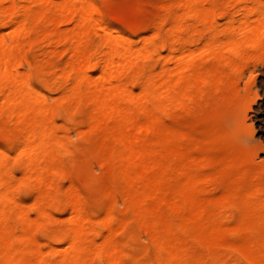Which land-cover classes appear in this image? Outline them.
Here are the masks:
<instances>
[{"label":"rangeland","instance_id":"374dc122","mask_svg":"<svg viewBox=\"0 0 264 264\" xmlns=\"http://www.w3.org/2000/svg\"><path fill=\"white\" fill-rule=\"evenodd\" d=\"M9 1L0 0V36L14 31L18 21L24 17L22 16V5L31 4L24 0H11V3ZM51 1L53 3L50 2L47 8L46 5L39 2H33L30 8L31 15H33H30L22 25V35L19 36V44L23 49V51L19 50L20 54L22 52L21 56L29 64L21 59L18 70L26 73L25 76L30 84L46 95L47 107L54 108V100H60L62 95L63 98L70 96L69 99L73 100L70 104V116L78 125L80 124L79 130L82 132L78 135V131L72 127L62 113H54L52 118L54 135L64 139L65 146L53 161L54 167L59 172L50 174L51 177L48 179L50 186L49 184L44 185L45 187H41L39 192L34 187L35 181L24 176L23 161L16 155L14 145L16 139L22 135V124L14 125L10 117L0 114V146H2L0 150L7 154L4 168L10 178V195L13 200L15 199L21 204V206L18 204V208L11 204L5 227L10 238L13 239L23 233L22 225L28 227L29 237H33L30 243L36 241L33 243L36 250L32 251L33 254L25 250L23 254L25 259L28 258L27 262L30 260V264H54L57 258L48 255V245L52 243L48 237L66 230L69 222L67 218L70 217L68 216V200L75 197L66 195H74L73 193L76 191L75 195H78L75 198L83 208L86 207L84 209L87 218L91 217L90 219L97 222L108 211L113 212L112 227L113 231L116 230L114 231L113 244L114 247L122 248L125 252L120 258L122 264H158L164 256V250L152 243L153 240L149 237L150 233L143 231L142 220L159 218L160 221L156 224L153 233L158 238L164 236L166 229L175 228L177 224L182 223L181 216L188 214L190 210L183 206L180 211L175 212L180 214V218L176 217L172 211V202L175 197L171 187L173 180L183 182L185 175L197 177L200 184L196 186L198 193H195L194 196L198 205L203 203L204 199H208L210 213L216 210V202L220 200V194H222L227 180L239 182L244 189H257L260 192L259 203H264V101L258 99L261 92L264 91V0H193V2L190 0H86L90 4V8H95L98 11V16L96 12H93V15L102 19L111 29L113 35L125 37L127 44L132 48L144 46L149 49L151 58L144 60L141 57H134L131 60L130 67L132 68L119 69L120 82L135 94L140 92L146 79H154V75L157 76L162 69V62L168 61L169 63L166 62L167 64H163V67L169 66L168 68L174 69L176 60L182 61L183 64V60L179 56L189 54L190 51L197 55L194 57L195 59L203 58L202 52L206 55L213 52L218 55V57H211L208 63L213 64L216 77L221 81L218 85L221 87L220 92L216 93L214 90L218 84L213 80L215 77L209 79L215 83L208 82L205 93L197 92L196 87L199 85L188 92L191 95H186L185 92L186 94L180 97L176 108H174V104H169L166 107L167 110L157 111L152 107V103L146 104L147 110L152 111L151 113L155 117L147 114L149 112H146V107L143 108V114L140 112L143 111L141 108L139 111L133 109L132 116L140 122L147 123L145 115H148V119L151 118L148 123L151 128L160 127L157 136L162 138L161 142L163 141V148L159 153L150 154L144 159L148 168L144 172V177L139 180L137 178L133 183V187L127 186L124 181V173L121 172L124 169L130 171L129 167L124 168L120 164L117 154L115 155V152L120 149L121 143L113 136L112 138L108 137L103 125L99 129L89 128L92 115L94 117L91 105L84 98L76 103L75 98L71 96L70 87L76 77V66L73 64L75 44L72 29L78 21L80 22L79 14L70 12L66 14L67 16L65 15L66 19L61 18L60 23H51V18L54 16L53 9L61 2L60 0ZM196 1H199L200 4ZM75 4L78 3L75 2ZM194 7L195 9L192 10ZM7 9L12 10L13 13ZM38 11L39 15L36 14ZM91 25H93L92 22L84 24L83 38H86V43H84L86 47L84 48L86 54L88 53L86 55L88 59L85 57L87 59L85 60L86 68L84 67L85 70L82 74H86L84 77L88 76V79L97 80L108 48L102 42L101 37L104 33L94 29L97 33L93 34ZM239 33L242 35L239 36ZM207 41L217 42V46L214 43L216 48L208 46V49L209 42ZM6 43H9L7 38ZM205 44L206 48L203 49ZM170 56L173 58L176 56V59H171ZM116 62V57L110 61L111 64H116ZM34 64L36 67L33 66ZM159 68L161 69L159 70ZM164 78L168 79V76H164ZM85 79L87 80V78ZM213 83L216 85H212ZM52 99L54 100L52 101ZM155 118L160 123L151 122ZM107 119L105 118L104 121ZM127 125L130 126L129 123L119 122L118 128L124 129V127L127 128ZM173 129L184 136L175 144L169 140ZM113 133L115 135V131ZM161 136H165V138L163 139ZM154 141L152 133L147 134L144 138L146 148L148 146L150 148L148 150L151 151L154 147ZM204 144L212 148L210 154L213 158L220 160V175L215 174L216 168L214 167L197 168L199 150ZM186 147L189 148L191 157L187 155L181 157L179 164L171 172L169 164L173 154L170 150L183 151ZM102 162H106L104 167H100ZM226 166H228L229 174L223 175L221 170ZM164 169L165 175L158 177ZM155 176L157 178H154ZM59 180L62 182L60 183ZM146 182L153 183L154 186H161V189L157 188V193L152 191L154 192L152 194L156 193L154 196L143 198L141 201L142 206L148 205L151 210L141 209L135 214L134 209L127 207L125 197L130 193L129 191L134 195H139L140 186ZM182 188L183 195L187 197H190L195 191V189L190 190L187 187ZM159 194L163 195L164 200L160 201L158 197H155ZM40 198L46 204V212L48 213L50 210L48 214L51 213V216H37L35 208L30 205L31 201H37ZM221 202L222 199L220 204ZM220 208V215L230 233L222 247H220V231L211 233L207 229H203L201 234L203 241L212 239L219 241L218 244L209 248L205 244H201V241L194 238L189 232L174 233V243L182 253L184 252L182 258L184 264H198V262H200L199 264H252L250 256L248 257L245 253L240 254L237 250L238 244L242 241L245 242V244L243 242L244 245L248 242L247 247H251L254 241L253 237L244 240L242 236V232L248 230V225L240 223L242 217L238 206L232 204L228 199ZM18 209L25 211L26 215L28 214V224L20 221L18 216L15 217ZM261 214L260 217L258 216L259 218L264 215V208H262ZM94 224L96 223L94 222ZM258 224L260 222H252L250 225L255 234L264 231V222L261 225ZM40 226L44 227V231ZM91 226L90 222L85 223L86 228ZM260 227L263 229L261 230ZM98 241H100L99 238L95 239L94 243ZM52 245L59 246L58 244ZM87 245L88 249L83 255L89 264H104V259L100 255L90 251L94 248L92 243ZM259 245L264 251V238L259 240ZM37 249L41 253H38ZM239 250L242 251V248ZM43 251L44 253H42ZM262 261L264 262V257Z\"/></svg>","mask_w":264,"mask_h":264},{"label":"bare ground","instance_id":"6f19581e","mask_svg":"<svg viewBox=\"0 0 264 264\" xmlns=\"http://www.w3.org/2000/svg\"><path fill=\"white\" fill-rule=\"evenodd\" d=\"M60 1L61 2L58 3V5L53 9L54 16L53 18H51L53 21L49 18L51 20V23H60L61 18L62 19L63 17L65 18V15L70 12H74V13L77 12V15L79 14L78 16L80 17V19L78 18L80 22L78 21L77 23L76 20L77 24L74 25V28L72 29V34L74 35L73 39L75 44V48L73 52V57H74L73 64L76 66L75 69L76 77L72 83V86L70 87L72 92L71 96L72 98H75L76 103L80 102L82 98H84L86 102L89 105H91L92 111L94 113V117L90 112V114L92 115L91 118L92 120L88 125L89 128L99 129L103 125L106 128L107 136L110 138H112L113 136L117 141L121 143V147L120 149L117 150V152H115V155L117 154V158H119L120 164L123 165L124 168L129 167L128 169L130 171H126L124 169L121 170V172L123 171L124 173V179H125L124 181H126L127 186L129 185L130 187H133L134 186L133 183L137 180V178L138 180L143 178L144 172L148 168V164L145 162L144 159L150 154L159 153L163 148L162 146L163 141L162 142L160 141L162 138L157 136L160 127L156 126L155 128L152 129L150 124H148L149 120L151 119V118L148 119L149 116L151 115L154 116V114L151 113L152 111L150 112L149 110H147L148 108L146 107V104L152 103L153 106L152 105L151 106L154 107L155 110L163 111L164 109L167 110L166 107L169 104L172 105L174 104V108H176V106L179 104L178 102L180 97H183V95H185L186 93H187L186 95H191V93L189 94L188 92L192 91L191 89L193 87H196L197 85H199L196 87L197 92L199 91L202 94L205 93L204 91L206 86L208 85V82L210 81L211 83L214 82L209 79L216 77V72L214 71L213 64L208 63V61L210 60L211 57H218V55L214 54V52L211 54L208 53V55L203 54L202 52L201 55H203L204 57L195 59L194 57H197V55L192 54L191 52L193 51H190L188 52L189 54H186L182 57L179 56L180 58H182L183 64L182 61L176 60L177 63H175L176 67L174 69H172L171 67L168 68L169 67L168 65H167L168 67H163V64L165 65V63L168 61H166L165 63L162 62L161 64L162 69L159 68V70L161 69V71H159L158 74L156 71L157 76L154 75L155 76L154 79L153 78L146 79L141 86L140 92L138 94H135L133 91L129 90L124 84L120 82L121 74L119 72V69L123 67L124 68L126 67L128 69L132 68L130 67L132 63L131 60L134 57H141L144 60L147 58L148 60V58H151L149 49L145 48L144 46L141 47L139 46V48H132L127 44L126 40L124 39L125 37L123 38L122 36L117 34L113 35V32L111 31V29L108 28L105 22L102 19L95 17L93 15V12L97 13L98 11L95 8L94 9H92V7L90 8V4H88L86 0L85 1L60 0ZM190 1L193 2V0ZM24 2L26 3L29 2L31 4L30 5L28 4L29 6L27 4L22 5L23 8L22 16H24L22 20L18 21L17 27L14 29V31L11 32L12 34L10 32L9 33L7 32L8 34L6 35L4 34L5 33L4 32L3 33L4 35L0 36V114H5L8 117H10L12 124L14 125L19 123L22 124L21 125L22 135L16 139L14 145L17 154L16 153L14 154L18 155V157L23 161L24 176L30 180L35 181L34 187H36V189L40 192L41 187L49 184L48 182H50V180L48 181V179L51 177L49 175L59 172L57 171V168L54 167L53 161L57 156V154L65 146L64 139L62 140L61 137H56L54 135V127L52 125L53 124L52 118L54 116V113L56 112L57 113L60 112L59 114L62 113V115L72 125V127L78 131L77 132L78 135L81 134L82 131L79 130L80 124L78 125V123H76L70 116V104L71 101H73L72 99H69L70 96L66 97V95H64V97L66 98H63L62 95L60 100L52 99V101L54 100L55 107L49 108L46 106L45 103L46 95H44V93L40 92L39 90L35 89L30 84V82L27 80V77L25 76L26 73L23 72L24 73L23 74L22 72H20V70H18L19 61L23 59V56H21L22 52L20 54L19 51V50L23 51L22 47L19 44L20 43L19 36L21 37L22 35L21 34V32L23 31L22 25L28 20V17L31 15L30 8L33 2H39L41 4H44V6L46 5L47 8L48 4L52 1L24 0ZM75 2L78 4L76 5ZM197 2L200 4L199 1H196V3ZM10 8L14 11L13 9L14 6L13 8L12 7ZM194 9L195 7L192 10ZM12 10H8V11L13 13ZM39 13L40 12L38 11V13L36 14L39 15ZM88 22L93 23V25L90 26V27L93 26L92 28L93 31L95 29L96 31L99 32L102 31V33H104L103 36L101 37L103 40L102 42L108 48V51H106L104 56L106 57L104 60V64L101 67L97 80H92L91 78L88 79L89 78L88 76L84 77L86 74L85 75L82 74L86 68L85 60L88 59V57L86 56L88 55V53L86 54L84 48L86 47L84 44L86 43L85 42L86 38L85 39L83 38L84 24L87 25ZM250 27L252 26L250 25ZM240 29H242V27ZM180 30L178 31L180 32ZM94 33L96 34L97 32L94 31L93 34ZM241 35L242 34L239 33V36ZM6 38L9 40L8 44L6 43ZM214 43L216 44L217 42L210 41L207 44V48L208 46L214 48L212 47L215 46ZM203 46H204L203 49H205L206 44ZM85 57H87V59H85ZM114 57L117 58V62L116 64L113 63L114 64L113 65L111 64L112 62L110 63V61L114 59ZM174 58L171 57V59ZM23 62L26 63L25 60ZM26 64L29 63L27 62ZM33 66L36 67V64H34ZM164 76H168V79H165ZM85 78H87V80ZM216 79L217 77L213 80H215V82L218 84L215 87V89L213 87L212 88L216 90L215 91L216 93H218L220 92V88H221L218 85H220L221 81H219L218 79L216 81ZM214 83L212 85L215 86L216 84ZM145 107H146V112H149L147 114L148 115L150 114L149 116L145 115L146 112L144 114L147 118V123L140 122V120H138L131 114L133 109H138L137 111H139V108L143 110V108ZM140 112L142 113L144 112V110ZM105 118H108L107 121H104ZM119 122L129 123L130 126L127 125V128L124 127V129L123 128L120 129L118 128ZM151 122L160 123L157 120V118L152 119ZM84 127H86V125H84ZM114 131H115V135L113 133ZM117 131L118 133H116ZM150 133H152L155 139L154 147L151 149V151L148 150L150 149L149 146L146 148L147 145L144 143V138L147 136V134ZM161 137H163V139L165 138V136H161ZM182 138H184V136H182L181 133L179 134V132L176 129H173L170 133L169 140L175 144ZM187 146L189 147V144ZM188 147H186L185 150L183 151L176 149L170 150V152L173 154L172 161L169 164V169L171 172L175 170L176 166L179 164L181 157L182 158L186 157V155L188 157H191L192 154L190 153ZM211 149L212 148H210L209 145L207 144H204L203 146L200 147L198 154L199 163L197 165V168L207 169L210 167H214L216 168L215 174L220 175V160L215 157L213 158V156L210 154ZM6 157L7 154L0 150V264H30L29 263L30 260H28L29 262H27L28 258L25 259L23 253L25 252V250H27L31 252V254H33L32 251L36 250V248H34L33 243L36 241H34L32 244L30 243L31 238L33 237L31 238L29 237V232L27 231L28 227L26 228L25 225H22V229H24L23 233H20L18 236H15L14 239L10 238L9 233L5 227V221L8 218V210L11 209V204L13 206H16V208H18V204H19V202L16 201L15 199L13 200L10 195V181H9L10 178L8 177V174L4 168ZM12 158L14 157L12 156ZM105 165L106 162H102L100 164V167H104ZM227 168L228 166L222 169L221 174L228 175L229 171ZM162 171L163 172H160L158 177L163 176V174L165 175V169ZM154 178L157 177L155 176ZM207 180H209V177H207ZM61 182L62 181H60V183ZM149 182L143 183V185L140 186L139 195H134L132 194L131 191H129L130 193H128L125 197V203L127 207L129 208L131 207L132 209H134L136 211V212L134 211L135 214H137L138 210L141 209L151 210V207L148 205L142 206L141 201L143 198L147 199L154 196L157 193V188L158 190L159 188L161 189V186L160 187L154 186L153 183H149ZM199 184H200V180L197 177L190 175L189 176L185 175L183 182H177L173 180L171 187L173 188L174 191L173 194L175 197L173 198L174 202H172L173 203L171 208L172 211L174 213L178 212L183 206L188 207L190 211L188 214L182 213L183 215L181 216V218L179 217L180 216L179 213L178 214L175 213L176 217L182 219V223L177 224L175 228L172 227L170 229H166V230L164 229L165 234L163 237L158 238L156 237L157 235L155 236V234H153L154 230L156 229V224L158 223V221H160L159 218H155L152 220H149L147 218L143 220L141 219L142 226L144 229L143 231H145L146 233L149 232L150 233V234L148 233L149 237H151V239L153 240L152 243H155L158 247L164 250V256L161 258V260H159L158 264H184L182 260V258L184 257L183 255L184 252L182 253L179 247H177L173 241V236L174 233L176 232H184V233L189 232L193 235L194 238L201 241V244L203 243L209 248L212 245L218 244L219 241L217 239H212L210 241H203L201 239L202 237L201 234L203 229H207L211 233H217L220 231V247H222L230 233L228 229L225 227L224 225L225 221L222 220L223 218L220 215V209H221L220 207H222V204L228 199L231 200L232 204L238 206V209L242 217L240 219V223H246V225H248L247 228L248 230L242 232V236L244 237V240L252 237L254 238L251 247H247L248 242L246 243V245H244L245 242L242 241V243L238 244L239 247L237 250L239 251L240 254L245 253L248 255V257L250 256L252 258V262H251L252 264H264V262L262 261L264 257V251L261 249V245H259V240L264 238V231L263 232H259V231H261L264 227L263 228L260 227L261 230H259L258 231L259 233L257 234H255L254 230L250 227L252 222L254 223L260 222V224L258 225H261L262 222H264V215L261 216V218H259L260 217L259 215H262L261 214L262 208H264V203L263 204H261L262 202L259 203L260 192L257 189H244L239 182H235L233 180L230 181L227 180L224 185V190L222 194H220V200L222 199L221 204H220V200H217L216 208H215L216 210L213 213H210V211H208V204H209L208 199L207 200L204 199L203 203L198 205V202L194 196L195 193H198L196 190V186H198ZM182 187H187L190 190L195 189V191L194 193H192L190 197L189 196L187 197L186 195H183V192L181 191V189H183ZM152 191H155L156 193L152 194L154 193ZM76 193L77 191L73 193L74 195L67 194L66 196L77 197L78 194L75 195ZM75 197H73L71 200L69 199L68 200L69 204L67 203L69 205L68 216L70 217L67 218L69 219L68 220L69 222L66 230L48 237L50 238L49 240L52 242L48 245L49 247V249H47L48 255H50L52 258H57L54 264H89L88 260L83 255L86 249H88V245H87L88 243H92V246L94 247L90 251H93L95 254L100 255L104 259L103 260L104 264H120L121 263L120 258L125 254V252L122 248L114 247L113 244L114 235H115L114 231H116L115 229L113 231V227H112L113 219H114L113 212L111 210L108 212L106 211L107 212L106 215L101 216L100 221L96 222L94 219L93 221L92 219H90L91 217L87 218L84 209L86 207L83 208L81 204L77 201V198ZM155 197H158L160 201L164 200L162 194H159ZM31 202L32 203L30 205H32L35 208L37 216L45 217L51 214V213L48 214L50 210L48 213L46 212V206H45L46 204L41 198L38 199L37 201L33 200ZM19 205L21 206V204ZM24 212L25 211H20L18 209V211L15 213L16 214L15 217L18 216L20 218V221H24V223L25 222L27 223L28 214L26 215V213ZM52 219H54V217ZM86 222H90L92 226L86 228L85 227ZM94 222L96 224H94ZM37 223H39L38 220ZM117 224L122 225L119 223ZM118 225L117 227L119 229ZM164 227L166 228V226ZM41 229L42 231H44V227L43 228L41 227ZM97 238L100 239V241H98L99 243L98 242L94 243L95 239ZM52 244H58L59 246H53ZM240 248H242V251L239 250ZM38 253L41 252H39L38 250ZM42 253H44V251ZM199 263L200 262H198V264Z\"/></svg>","mask_w":264,"mask_h":264},{"label":"snow or ice","instance_id":"6c2138e0","mask_svg":"<svg viewBox=\"0 0 264 264\" xmlns=\"http://www.w3.org/2000/svg\"><path fill=\"white\" fill-rule=\"evenodd\" d=\"M258 99L264 101V91L261 92ZM0 147H2V146H0Z\"/></svg>","mask_w":264,"mask_h":264}]
</instances>
